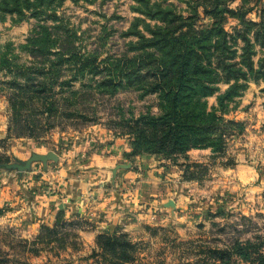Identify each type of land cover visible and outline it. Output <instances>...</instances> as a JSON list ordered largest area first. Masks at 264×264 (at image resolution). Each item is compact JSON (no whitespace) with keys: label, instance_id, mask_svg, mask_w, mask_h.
Instances as JSON below:
<instances>
[{"label":"rangeland","instance_id":"374dc122","mask_svg":"<svg viewBox=\"0 0 264 264\" xmlns=\"http://www.w3.org/2000/svg\"><path fill=\"white\" fill-rule=\"evenodd\" d=\"M145 1L52 2L55 19L47 17L46 25L72 29L80 60L95 57V93L77 104L78 108L95 111V123L58 121L48 127L49 122L42 119L43 128L35 136L9 134L10 109L4 82L12 76L0 70V264H99L98 256L92 254L98 251L99 234H126L139 245L137 264H185L196 258L194 253L202 248L200 245L221 244L234 235L242 239L255 234L264 237V79L253 74L260 69L264 54L254 42V27L248 34L253 42V70L241 64L244 42L238 33L242 24L236 14L227 12L247 11L245 18L257 22L264 0H219L220 13L216 16L227 39L236 37L228 42L235 49L228 62H238L248 73V80L240 78L244 87L225 114L243 121V131L227 138L224 152L192 148L175 159L134 152L132 137L122 133L123 122L160 111L158 92L135 88L143 83L134 82L132 87L110 93L101 91L99 83L117 64L124 68L134 58L141 61L137 57H145L142 52L162 58L163 53L153 47H136L143 39L152 38L154 31L172 26L143 11L157 7L170 10L180 18L176 22L191 24L174 33L179 38L202 36L214 18L203 11L204 6L211 10L210 2ZM35 22L33 17L17 21L8 14L0 16V58L7 57L12 65L34 64L35 58L24 45ZM213 54L209 59L217 67L218 52ZM148 68L154 70L155 65L147 63L143 73ZM217 71V76L224 74L219 68ZM73 72L65 69L61 78ZM151 79L147 75L143 81ZM230 83L218 80L214 84L216 91L205 98L208 108L216 105L217 95ZM73 84L81 86L79 80ZM60 87L55 85V91ZM49 151L57 154V160L32 161L21 171L4 166ZM98 159H111L113 165L100 170L95 164ZM103 169L107 177H103ZM60 215L66 221L79 222V227L65 233L63 244L61 240L35 244L41 228L53 227Z\"/></svg>","mask_w":264,"mask_h":264},{"label":"trees","instance_id":"16d2710c","mask_svg":"<svg viewBox=\"0 0 264 264\" xmlns=\"http://www.w3.org/2000/svg\"><path fill=\"white\" fill-rule=\"evenodd\" d=\"M52 2L0 0V16L8 14L16 17L17 21L29 17L36 19L35 27L24 45V49L35 58L34 64L12 65L7 57L0 58V70L12 76L4 83L10 109L8 131L15 136H35L43 128L40 124L42 119L49 122L48 127H54L58 121L95 123V111L92 108H78L77 105L80 99L84 101L95 93V57L80 60L75 45L77 35L72 29L64 26L61 29V24L53 27L46 25L47 17L55 19ZM145 2L147 4L148 0ZM199 2L198 5L211 3V10L206 6L203 8L214 18L213 25L206 33L200 37H176V31L191 24L181 20L176 22L180 18L170 10L161 11L157 7L154 11L151 10L153 8L143 11L150 18L172 26L162 32L159 29L154 31L152 38L143 39L136 47H153L163 53L162 58L158 60L150 52H142L145 57H137L141 61L134 58L131 65H125L124 68L117 64L111 74L103 77L99 83L101 91L110 93L119 88L132 87L134 82L143 83L135 88L158 92L160 111L157 114L140 115L135 121L121 124V127H125L122 133H129L132 137L134 152L159 153L170 159L192 148H211L213 152L220 153L225 150L227 138L240 134L244 129L243 121L225 117L230 102L240 95V89L244 87L239 83L240 78L248 80L247 71L238 62H228L235 55V49H231L228 42H234L236 37L228 40L227 33L217 25L219 0ZM227 12L236 14L242 24V30L238 33L244 42L241 64L252 71L253 42L248 34L255 27L252 32L254 42L259 43L264 54V6L259 8L257 22L245 18L247 11L227 9ZM215 51L218 52V58L215 56L217 67L212 66L209 59ZM50 55L55 56V59H51ZM263 62L264 57L260 60V69L253 72L257 78L264 79ZM147 63L155 65V69L148 68L143 73L142 68ZM218 68L224 72L223 75L217 76L220 75ZM65 69H74V72L63 79L61 75ZM147 75L152 79L144 82ZM78 80L81 86L75 87L73 82ZM218 80L232 82L217 95L216 105L208 108L205 98L216 91L214 84ZM57 84L61 86L59 92L55 91ZM79 224L77 221H66L60 215L53 227L41 228L34 243L49 244L61 240L63 244L65 233L77 229ZM238 233L241 232L238 230ZM96 245L98 251L93 250L92 254L98 256L99 264H137L139 245L127 238L126 234H99ZM200 246L202 248L194 253L196 258L185 264H264V237L261 234L245 239L234 235L222 240L221 244L215 242Z\"/></svg>","mask_w":264,"mask_h":264},{"label":"water","instance_id":"95a60500","mask_svg":"<svg viewBox=\"0 0 264 264\" xmlns=\"http://www.w3.org/2000/svg\"><path fill=\"white\" fill-rule=\"evenodd\" d=\"M57 158H58L57 154L53 151H49L45 154L33 153L30 156V158H28L23 163H16V162L15 163H7V164H4V166L6 168H16V169L21 171V170L29 168L32 161L40 160L42 162H45L48 159L57 160Z\"/></svg>","mask_w":264,"mask_h":264},{"label":"crops","instance_id":"0c3cea01","mask_svg":"<svg viewBox=\"0 0 264 264\" xmlns=\"http://www.w3.org/2000/svg\"><path fill=\"white\" fill-rule=\"evenodd\" d=\"M95 164H97L98 165V167L100 168V170H101V168L102 167H106V168H108V166H112L113 165V162H112V160L111 159H108L107 161H103L102 159H98V160H96L95 161ZM109 171V170H108ZM102 175H103V177H107L108 176V172H107V170H105V169H103L102 170Z\"/></svg>","mask_w":264,"mask_h":264}]
</instances>
